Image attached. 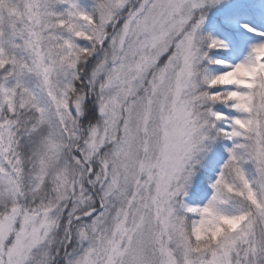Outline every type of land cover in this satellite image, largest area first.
I'll return each instance as SVG.
<instances>
[{"label": "snow or ice", "instance_id": "1", "mask_svg": "<svg viewBox=\"0 0 264 264\" xmlns=\"http://www.w3.org/2000/svg\"><path fill=\"white\" fill-rule=\"evenodd\" d=\"M0 264H264V0H0Z\"/></svg>", "mask_w": 264, "mask_h": 264}]
</instances>
